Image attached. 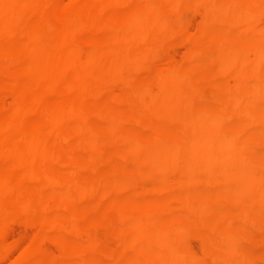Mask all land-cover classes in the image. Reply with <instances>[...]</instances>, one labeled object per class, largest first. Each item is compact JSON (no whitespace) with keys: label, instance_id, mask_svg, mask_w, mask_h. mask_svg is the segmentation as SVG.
I'll return each instance as SVG.
<instances>
[{"label":"bare ground","instance_id":"bare-ground-1","mask_svg":"<svg viewBox=\"0 0 264 264\" xmlns=\"http://www.w3.org/2000/svg\"><path fill=\"white\" fill-rule=\"evenodd\" d=\"M183 1L69 0L61 6V0H0V81L5 85L0 96L11 99L8 106L0 104V233L7 222L18 218L28 223L36 222L37 204L40 203L43 206L40 236L47 239L65 232L75 234L81 242L73 248L61 242L63 257L73 259L74 264H82L87 253L98 249L97 240L87 238L96 226L78 212L75 205L68 209L65 203L49 198L43 203V196L32 186L44 185L63 194L71 193L80 202L96 190L109 187L116 191L127 190L130 174L122 170L138 160L153 159L154 167L151 171L150 167L148 176L156 180L158 189H168L172 184L166 180L167 173L181 169L186 177L175 183L196 190L208 187L211 192L188 204L171 206L162 198L144 207L117 212L119 223L126 227L118 236V242L125 247L131 246L133 235L138 234L136 244L143 250L135 258L130 256L128 261L115 263L203 264L190 252L172 248L179 237L194 230L191 225L181 226L176 222L162 225L161 221L172 207L197 217L210 216L203 252L232 249L238 241L236 231L228 220L211 216L218 206L231 204L228 191L235 185L246 186L241 202L252 201L264 206V156L244 153L246 149L259 152L262 145L264 147V138H261L264 129V26H257L264 16V0H229L222 4L217 0H196L199 5L218 7L220 13L202 14L204 22L199 25L198 38L184 36L183 41L188 46L185 59L196 61L211 50L210 55L215 56L227 73L234 74V70L241 73L234 76L236 81L232 86L224 84L223 79L219 85L216 80L207 81L196 89L205 99L208 94L204 86L215 84L212 85L215 91L209 93L208 98L217 100L218 105L213 103L218 106L214 107L216 110H209L204 103L192 104L190 90L186 89L192 73L182 65L155 66L151 63L156 55L151 44L141 50L140 46V51L130 56L125 52L129 47L150 42L152 33L171 28L172 17ZM124 4L129 5H125L127 9L121 13L115 11L117 6ZM237 20L242 22V27L237 28L239 38L255 37L247 45L237 40L233 42L234 38L230 40L228 36L208 34L212 25L219 27ZM6 69H11L12 73L5 75ZM139 76L145 77L138 84ZM94 79L106 81L108 88H124L131 97L124 100L115 97L106 105L100 99L99 85H93ZM148 79H153L159 90L151 89ZM125 104L146 117L160 121L182 120L195 127L186 126L177 134L158 130L156 138L148 141L139 135L148 128L146 120L143 116L130 117L123 107ZM64 115H68L71 122L64 121ZM93 117L102 125H93L90 122ZM230 117L233 122L228 125L225 121ZM122 123L131 127L119 131ZM250 128L260 129V137L248 139ZM115 133H118L122 152H110L108 157L118 164L109 172L88 173L84 163L86 159H97V140ZM52 139L63 143L62 157L70 155L75 161L70 165L59 162L48 143ZM82 144L89 147L90 153H85ZM234 170L238 172L235 180ZM195 172L203 176L196 179ZM216 186L224 187L222 197L212 195ZM113 200L111 198L110 203ZM108 214V211L102 213L103 216ZM244 216L247 217V213ZM258 228L264 229V221ZM216 237L220 238L219 244L212 242ZM84 240L88 243L87 251L82 247ZM44 256L30 250L12 264H45ZM249 257L242 252L235 264L248 263Z\"/></svg>","mask_w":264,"mask_h":264},{"label":"rangeland","instance_id":"rangeland-1","mask_svg":"<svg viewBox=\"0 0 264 264\" xmlns=\"http://www.w3.org/2000/svg\"><path fill=\"white\" fill-rule=\"evenodd\" d=\"M68 1L69 0H61V6L66 5ZM227 1L229 0H226V1L217 0L218 4H222ZM198 3L199 2H197L196 0L183 1L181 8L177 11L174 17H172L173 23H172L171 28L170 26L165 28L164 31L161 32L162 34L157 33V32L152 33L153 36H151L152 40H150V42H146L139 46L135 45V46L129 47L130 49L126 50L125 52H126V55L130 56L133 53L138 52L141 49H143L144 46L145 47L150 46L151 44L152 46H150V48H152L153 51L156 53L151 63L155 66H159L161 64L164 65L168 63L182 65L184 69L186 68L185 70L190 71L192 73V80L189 85L190 87L189 86L186 87L188 91L190 90L189 93L191 96L192 104L196 103L194 104L196 106L199 103L201 104L204 103L205 107L209 108V110H216L218 108L216 104L218 105L219 103L217 102L216 99L208 98L209 93H211L212 91H215L214 86H212L215 84H211V85L209 84V85L204 86L205 92L206 94H208L206 96L207 99L205 98L206 100L202 99L203 97H201L199 94L196 93V89L201 84L207 83V81L211 82V81L216 80L215 82H218V85H219L222 83L223 79H225L223 81L224 84L232 86L235 84V81H236V78L234 76L239 75L241 73L240 71H237V70H234V74L227 73L226 68L223 66H220L216 62L217 60L215 56L210 55L211 50L208 51L209 53H207L206 56L196 59V61L195 60L189 61L185 59L184 56L186 55V52H187L186 48H188V46L183 41L184 36L189 35L191 37L198 38L199 37L198 35H200V26L202 22H204L203 15L208 14V16H214L220 13V9L218 7H215V6L207 7L205 5H202L201 3H200L201 5H199ZM125 5H128V4L117 6V8H115V11L119 13L123 12L129 6V5L128 6H125ZM263 17H261L262 20L260 18V20L257 23V26L259 28H262L264 26ZM239 26L240 28L242 27V22L241 21L239 22L238 20L232 24H226V25L219 26V27L212 25L208 29V34L214 37L216 36L217 37H227L228 36L227 38L229 39L231 38L230 40L234 38V40H232L233 42L237 40V43L242 42L240 44L245 43L244 45H247L248 43L253 41L255 37L250 36L251 38L250 37L239 38L237 36L238 31L240 29ZM194 34L197 36H194ZM200 41L204 42V39L200 38ZM140 46L141 48L140 50H138ZM114 47H116V45ZM262 63H259L258 66L261 67ZM188 68H192V69H188ZM11 73H12L11 69H6V71L4 72L5 75L11 74ZM144 77L145 76H139V78H137L136 80V83L138 84L141 83L144 80ZM104 82L106 83V81L94 79L93 85L95 86L99 85L98 90L100 92L99 93L100 99L106 105L112 103L115 97L121 98L123 100L131 97L130 96L131 93L128 90L121 88V87L108 88L107 87L108 83L105 84ZM100 83L104 85L102 86ZM148 83L150 84L151 89L156 90V91L159 90V86L156 84V82L153 79H148ZM4 87H5L4 83L0 81V93ZM10 101L11 99L7 98V96H0V104L4 106H8ZM215 102L217 103L213 104ZM123 107L126 109L130 117L140 118L143 116L144 120H146V123L148 124V128L144 131H140L139 135L145 139H148V141H153L156 138L155 132L158 130L166 131L171 134H177L181 132V130L184 129L186 126H189L192 128L195 127L193 124H187L186 122L182 120L180 121H169V120L160 121L156 118L146 117V115H144L139 110L133 108L132 106H128L126 104L123 105ZM231 119L232 118L230 117V120ZM230 120L225 121V123L228 125L232 124L231 122H233V120L231 121ZM64 121L71 122V119L68 117V115H64ZM90 122H92V124L95 126L96 125L100 126L99 125L100 123L102 125V122H100V120H98L95 117L91 118ZM130 127L131 126L128 123H122L119 125V131H126ZM261 133H263L261 134V138H264V129L261 130ZM247 134H250V135H247V137L249 136L248 139L254 136L260 137V135H258L260 134V129L250 128ZM48 143L53 148L55 155L58 157L59 162L63 163L64 165H70L72 162L75 161V158L73 156H70V155L63 156V157L61 156V148L63 145L61 141L52 139L48 141ZM82 147L85 153H90L89 152L90 149H88L89 148L88 146H84V144H82ZM95 148L98 151L97 159L93 161H89L86 159L85 160L86 162L84 163L85 170L88 173L109 172L113 166L118 164L117 160L110 159L108 157V153L110 152H118V153L122 152V146L118 142V133L99 138L97 142L95 143ZM244 153L247 155L251 154L250 156H264V147L262 145V147L259 149V152L258 150L255 152V150L246 149V152ZM145 160L144 159L138 160V162L136 161L133 164H131L128 167L129 169L127 168L126 170H122L124 174L125 172L130 174V180H129L130 185L127 190L120 189L116 191V190L110 189V187L107 190H96V191H93L89 196L85 197V199H81L80 202L77 200L74 194H71V193L63 194L52 187H47L44 185L41 186L38 184H34L32 186L34 190L38 191L43 196V199H42L43 203L49 198L50 200H53L55 202L65 203L66 206H68V209H71L73 205H75L78 209V212H81L82 214H84L85 218L91 223H94V225L96 226L95 230L90 231V234L88 235L87 238L88 239L95 238L97 242L99 243L98 249L96 251H93L94 253L93 252L89 254L87 253V255H85L84 258L82 259V264H92L94 262L97 264H116L119 260L128 261L131 258L130 256L135 258L141 253L140 251H142L143 249L142 248L140 249V247L136 244L137 239H135V237L136 238L139 237L138 234L133 235V243L131 245L133 248H131L130 245L127 247L122 246L118 242V236L123 231H125L124 229H126L125 224L121 222L119 223L118 217H116L117 212H119L120 210L126 211V210H132L136 207H144L143 205L145 206L150 205L162 198L166 202H168L171 206H174L175 204H185L186 202H187L186 204H188L198 199L199 197L201 198L205 196L206 194H208V192H211L210 188L208 187H204L200 190H196L194 187L192 188L191 187H181V185L177 184L181 182L182 180H184L186 177L185 172L181 169L180 170L174 169L168 172L166 176V180L169 182V184H172L170 186L171 188L168 187V189L160 190L156 186L157 184L156 180L154 179L155 180L154 182L153 178L148 176V174L154 167V160L153 159H145ZM196 173L197 172H195L193 175L196 179L203 176L201 172H199L198 175ZM263 174H264V171H263ZM237 175H238V172L234 170L233 172L234 180H235V177L237 178ZM153 186L156 191L152 188ZM151 188L153 189V191ZM246 189H247L246 186H240V187L236 185L233 186V188H231L228 191V196L231 199V204L229 206H222V205L218 206L214 210V213L211 215V216L215 215L213 217H216L219 219L228 220V222L232 225V227L236 231L238 235V241L232 246V249L230 251L227 252L222 249V250H217L216 252H212V253L203 252V244L205 241L208 240V230L210 226L209 217L210 216L207 217L206 215H204L205 217L204 216L197 217L193 213H187L183 211L182 209H178V208L173 209V207L168 210L166 216L163 218V221H161L162 225L164 222H165L164 225H167L171 222H176L181 226L191 225L194 230L179 237L177 241L172 245L173 246L172 248L179 252H186V251L190 252L195 258H197L203 264H209V263L212 264L213 262H217V261H218L217 264H230V263L235 264L236 260L238 259L236 257H239L240 253L242 252H246L248 256H250L249 257L250 261L245 264H264V229L258 228V224L264 221V206L262 205V203H255L252 201L241 202L242 194L246 191ZM110 191H112L113 193ZM216 192L218 193L219 196L217 195ZM224 193H225V189L222 186H218V187L216 186L212 189V195L215 198L222 197ZM111 198L114 199L113 203H110L109 201ZM70 205H72V207ZM37 207L38 209L36 211V217H37L36 222L28 223L25 219L18 218V219L7 222L3 226V229L0 233V264H12V262L15 261L19 256H21L22 254L26 252H29L30 250L41 252L42 255H45L44 256L45 259L46 260L48 259L47 260L48 262H46V260L44 261L45 264L47 263L48 264H74L73 259L67 260L63 257L61 244L64 243L68 248H73L77 244H79V242H81L80 238L70 232H65L62 235L54 234V236L49 237L47 239L40 236L41 228L39 225V219L43 215L41 211L43 206L42 204L39 203L37 204ZM243 208H246V211ZM104 211H108L109 214L107 216H103L102 213ZM246 213H247V217L244 216V214ZM239 214L241 216H239ZM248 214L250 215L248 216ZM253 220L255 222H253ZM258 220H261V221L259 222ZM254 223H256V225ZM224 224L225 223H223V225ZM251 224L252 225L254 224L253 228ZM237 228H240V231ZM36 236L37 238H35ZM214 239H212V242L214 244L220 243V238L216 237ZM84 241L86 242L85 244H84ZM84 241L82 243V247H83V250L87 251L88 243L86 240ZM134 254L135 256H133ZM235 254L237 255L235 256ZM232 256L234 258H232ZM54 259L56 262L53 261ZM229 259L231 261H229Z\"/></svg>","mask_w":264,"mask_h":264}]
</instances>
